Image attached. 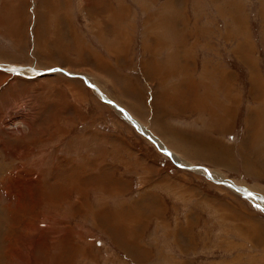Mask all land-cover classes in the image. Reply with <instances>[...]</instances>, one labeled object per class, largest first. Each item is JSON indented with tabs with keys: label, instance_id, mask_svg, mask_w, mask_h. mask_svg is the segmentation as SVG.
<instances>
[{
	"label": "rangeland",
	"instance_id": "374dc122",
	"mask_svg": "<svg viewBox=\"0 0 264 264\" xmlns=\"http://www.w3.org/2000/svg\"><path fill=\"white\" fill-rule=\"evenodd\" d=\"M7 37L25 54L0 59V264H264V0H0ZM39 38L54 62L39 58ZM56 67L84 79L32 73ZM152 73L174 79L153 86ZM130 85L148 122L152 97L174 92L191 123L237 143L232 164L163 154L96 91L164 146L132 113ZM95 101L149 161L94 158L79 118Z\"/></svg>",
	"mask_w": 264,
	"mask_h": 264
},
{
	"label": "crops",
	"instance_id": "0c3cea01",
	"mask_svg": "<svg viewBox=\"0 0 264 264\" xmlns=\"http://www.w3.org/2000/svg\"><path fill=\"white\" fill-rule=\"evenodd\" d=\"M183 1L185 0H182V2ZM186 1L188 2V0ZM54 36H55L54 40L56 41L57 35L54 34ZM46 39H47V35L44 36L45 41ZM10 41L11 39L7 37L6 45L0 44V51L4 53V55L0 54L1 57L0 59L3 60L7 59L6 60L7 62H9L12 59H15V57H18L19 55H21L20 57H23L25 54L24 50L19 51L20 48L18 47H17L18 49H15L16 51L14 50L15 54L14 51L11 52L10 51V49L12 50L11 47H16L18 44L13 43L14 41H12L11 44ZM51 41H53V39H51ZM36 46H38L37 52L39 58L46 59L45 61H42L43 63L50 64V62H54L53 60H55L56 58L54 54H57L58 51L55 45L42 46V41L39 38V42L38 43L36 42V44L34 43L33 48L36 49ZM43 47L46 52L42 50ZM69 57H67V59ZM102 58L103 57L101 56V60ZM64 63L66 64L65 66H70L71 64H74L73 61L71 62L65 61ZM185 63L184 62L180 63L179 61V65ZM98 64H99V58H98ZM103 64L106 65V63ZM171 71H173V69ZM45 74H49V73H45ZM170 75L171 74L168 73L164 75L162 73L150 74L151 85L158 86L160 85L161 81L163 82L164 80L167 79L173 80L174 79L173 76ZM71 77L73 76L71 75ZM109 79L110 78L106 77L105 81H108ZM98 82H100V80ZM101 85L102 87H104L103 81ZM137 89H138L137 86H135V89L131 85L128 87L129 92L134 93L135 96V100H133L134 103L133 107L130 106L134 112L131 109L130 110L136 117L139 118V120L143 124L142 126L148 128L154 135H156L161 140L162 139L164 140V142L162 141L164 147L168 148L169 146L172 149V152H174L177 156L184 158L186 160H190L192 162H202V163L210 164L206 162L207 160H210L211 165H213L212 163H214L216 164V166L219 165L224 166L222 165L224 163L227 164L229 163V165L232 164V159L235 157L234 154H236L237 151V147H236L237 143L229 140H223L220 137L221 130H219L220 131L219 132L213 128H210V126L209 128H207L205 119L197 117L196 118L197 120H194V122L191 123V121H189L190 116H188L189 111H187L186 109L187 106L185 104H178L176 106L170 101L171 95L169 94V92H171L172 94L174 92L170 90L169 92L167 91L166 94L163 95L160 94L161 96L160 95L157 96L156 93L155 97L154 98L152 97L153 99L152 112H151L150 120L148 122L146 121V119H148L147 113L145 112L146 108L144 106V102L141 99H139L136 94ZM106 93L109 99L111 100L114 99L116 102L122 103L119 99H115L116 97L113 98L114 95L112 96V93L110 94L107 91ZM93 105H96L97 112L89 113L88 111H85L86 113L84 116L81 113V117L83 116V118L82 119L79 118V119L82 122L83 121L85 122L84 128H86L85 129L86 131L84 136L86 137L87 144H90V140H92V145H93L92 150L94 151L93 152L94 158L99 161L109 162L107 165L103 163L102 164L103 167H110V169H117L119 168L118 167L119 165L113 163L114 161L117 162L119 160L123 162L125 160L131 159L132 157L133 159L134 157L137 158L136 159L137 163H139V161L141 160L149 161L151 159L150 157H148L146 153L143 152L145 151L148 153L150 151L148 149L146 150L141 149L142 147L140 148L139 145L137 144L138 141L137 137L136 139H134V144H132L131 141L127 138L128 133H126L125 131V129H127L126 124L122 120L121 115H119L116 111H114L113 108L109 106L110 104L108 105L102 102L99 103L98 101H95ZM111 113L112 114L115 113L117 115H112ZM262 127L264 129V126ZM256 135L258 136V134ZM255 141L256 140H253V138H251V144L252 143L256 144ZM121 152L122 155H120ZM152 158L153 159L150 162L151 165L155 166L156 170H159L160 165L157 162H155L154 160L155 156H153ZM244 165L246 166V161H244ZM124 166L126 167V165ZM121 167H123V165H121ZM129 167H131V164L128 165V169ZM263 167H264V163H263ZM132 174L134 173L119 172V175H132Z\"/></svg>",
	"mask_w": 264,
	"mask_h": 264
},
{
	"label": "bare ground",
	"instance_id": "6f19581e",
	"mask_svg": "<svg viewBox=\"0 0 264 264\" xmlns=\"http://www.w3.org/2000/svg\"><path fill=\"white\" fill-rule=\"evenodd\" d=\"M19 68V67H18ZM18 68H12V67H10V68H7L8 70L10 69V70H14V69H16V70H19ZM29 68V67H28ZM28 68H20V69H28ZM30 69V68H29ZM31 70H33V68L31 69ZM61 70V69H60ZM35 71H37V70H35ZM52 71V70H51ZM61 71H63V70H61ZM64 72V71H63ZM65 72H67V71H65ZM64 72V73H65ZM69 73V72H68ZM72 76H74V75H72ZM209 78V77H208ZM95 89H96V87L94 86V85H92ZM102 90V89H101ZM258 90V89H257ZM96 91H98V93L102 96V98L104 99V100H106V99H108V98H105L104 96H103V94L97 89ZM111 105H113L112 103H111ZM114 106V105H113ZM126 112V119L130 122V123H132V124H134V126L136 127V129H138V127L140 128V129H138L139 131H142L143 132V134L145 135V136H149L151 139H152V141L154 140V143L157 145V147L159 148V150L161 149V150H163L164 149V146L159 142V140H156V139H154L153 137H152V135L150 136V134H148V131H146V132H144L142 129H141V125L136 121V120H134L128 113H127V111H125ZM138 126V127H137ZM171 155V154H170ZM173 155V154H172ZM173 157H174V159L176 160V162H178V163H180V161H178L177 160V158L173 155ZM180 159V158H179ZM190 167L191 168H193L194 170H196V171H201L202 173H204V174H206L207 176H209L211 179H213L214 180V177H213V174H212V172L211 171H209L208 169H206V168H202V166H200V165H190ZM195 167H199L198 169L197 168H195ZM4 180V179H3ZM227 183V182H226ZM231 187H234L235 189H237V190H239L240 188H239V186H237V185H233V184H230V183H228ZM241 191V190H240ZM251 192V191H250ZM257 196V195H256ZM255 196V197H256ZM254 197V196H253ZM254 197V198H255ZM261 197V196H260ZM257 198V197H256ZM260 199V198H259ZM258 199V200H259ZM262 199H264V198H262Z\"/></svg>",
	"mask_w": 264,
	"mask_h": 264
},
{
	"label": "water",
	"instance_id": "95a60500",
	"mask_svg": "<svg viewBox=\"0 0 264 264\" xmlns=\"http://www.w3.org/2000/svg\"><path fill=\"white\" fill-rule=\"evenodd\" d=\"M52 69H58L59 71H60V69L61 68H58V67H56V68H52ZM52 69H47V70H38V71H35V70H33L32 71V73L33 74H44V73H47L48 71H51ZM10 70V69H9ZM61 70H63V69H61ZM12 71H17V70H13L12 69ZM64 71V70H63ZM65 72V71H64ZM65 73H67V74H69V75H74V76H80V77H82L83 79H84V77H83V75H80V74H71V73H68V72H65ZM86 84H88L89 86H90V84L89 83H86ZM103 101H105V102H107V103H112L113 105H114V107H115V109H117L120 113H122V117L125 119V120H127L126 118V112H125V109H123L120 105H118L116 102H114L113 100H111V99H106V100H104L103 99ZM112 105V106H113ZM126 117V118H125ZM128 121V120H127ZM129 122V121H128ZM130 123V122H129ZM132 124V123H131ZM133 126H134V124H132ZM135 127V126H134ZM136 128V127H135ZM141 134H143V132L142 131H139ZM147 139H149V140H151V142H153L154 143V140L152 141V139L149 137V136H145ZM159 150V149H158ZM160 151L163 153V154H166V155H168L169 157H170V154H171V152L166 148V147H164V149L163 150H161L160 149ZM195 168H199V167H195ZM202 168H205V166L204 167H202ZM189 169H191V167H189ZM224 184V183H223ZM241 189H239V190H237V191H240ZM242 192L244 193V194H249V195H251V196H256L255 194H253V193H251V192H248V191H245L244 190V188H242ZM260 200L261 201H263V199L262 198H260ZM264 202V201H263Z\"/></svg>",
	"mask_w": 264,
	"mask_h": 264
},
{
	"label": "snow or ice",
	"instance_id": "6c2138e0",
	"mask_svg": "<svg viewBox=\"0 0 264 264\" xmlns=\"http://www.w3.org/2000/svg\"><path fill=\"white\" fill-rule=\"evenodd\" d=\"M52 71H58V69H52ZM257 208H259V205H256Z\"/></svg>",
	"mask_w": 264,
	"mask_h": 264
}]
</instances>
